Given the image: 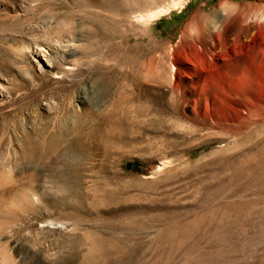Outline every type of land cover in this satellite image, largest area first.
Segmentation results:
<instances>
[{"label":"rangeland","instance_id":"1","mask_svg":"<svg viewBox=\"0 0 264 264\" xmlns=\"http://www.w3.org/2000/svg\"><path fill=\"white\" fill-rule=\"evenodd\" d=\"M171 1L0 0V264H264V0Z\"/></svg>","mask_w":264,"mask_h":264},{"label":"bare ground","instance_id":"2","mask_svg":"<svg viewBox=\"0 0 264 264\" xmlns=\"http://www.w3.org/2000/svg\"><path fill=\"white\" fill-rule=\"evenodd\" d=\"M186 0H175V1H171L170 4L164 5V6H160L152 11L147 12L146 14H141L136 16L137 17V22H142L145 23L146 25H150L152 22L159 20L161 17L170 14L173 10H179L182 9L184 4H185ZM220 7V6H219ZM222 8V7H221ZM263 12V11H262ZM243 17V16H242ZM241 16L239 18H237V20L235 22H232V24L230 26H228L227 28H224V31H233L235 33V36L238 38V42H233L234 44L238 45V47L240 49L243 50L244 47H248L252 44L255 45V43L257 41H255L256 39L258 40L259 44H263L264 45V24H259L260 22L263 21L264 23V16L261 14L260 16L256 15L254 22L248 23V21L244 20ZM133 18V17H132ZM138 22V24H139ZM247 22V23H246ZM145 25V26H146ZM142 26V25H141ZM143 27V26H142ZM147 27V26H146ZM145 29V28H144ZM230 30V31H229ZM253 31V32H252ZM251 32L253 34H251ZM237 33V34H236ZM244 37V41L240 42V38ZM226 39V38H225ZM242 39V38H241ZM235 40V39H234ZM257 42V43H258ZM233 44V45H234ZM254 47V46H252ZM251 47V48H252ZM42 48V47H41ZM39 48L41 51L42 49ZM255 48V47H254ZM250 49V48H249ZM38 50V49H37ZM260 50H262V47L260 48ZM264 50V49H263ZM262 50V51H263ZM215 62V60L213 59V56L211 58V61L209 60L208 63L210 65H213V63ZM190 66H192L193 68H195V64L193 61L189 62ZM201 64V63H200ZM68 65V64H67ZM66 66V65H65ZM64 66V68H65ZM68 67V66H67ZM70 67V66H69ZM68 67V69H69ZM71 69L73 68L72 66L70 67ZM64 70V69H63ZM73 70V69H72ZM69 71V70H68ZM149 71L151 72V70L149 69ZM176 71V67L175 66H171L170 67V72L174 73ZM64 72V71H63ZM195 75L197 74V72H194ZM63 75L61 73H53L54 78H58V75ZM59 75V76H60ZM165 76V75H164ZM62 77V76H60ZM155 77V76H154ZM166 77V76H165ZM173 77V76H172ZM171 77V78H172ZM168 78V77H167ZM170 79V78H169ZM260 112V111H259ZM261 113V112H260ZM259 113V114H260ZM3 263V262H2Z\"/></svg>","mask_w":264,"mask_h":264}]
</instances>
